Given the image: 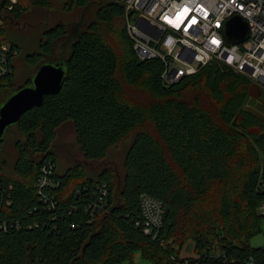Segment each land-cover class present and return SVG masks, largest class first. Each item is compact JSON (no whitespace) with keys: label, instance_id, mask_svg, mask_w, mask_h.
Here are the masks:
<instances>
[{"label":"trees","instance_id":"1","mask_svg":"<svg viewBox=\"0 0 264 264\" xmlns=\"http://www.w3.org/2000/svg\"><path fill=\"white\" fill-rule=\"evenodd\" d=\"M55 1L67 14L84 15L44 25L37 50L26 55L36 71L61 61L68 76L58 94L14 125L24 138L15 142L13 173L0 159V264H137V253L148 264H264V246H251L264 224V118L243 106L262 99L259 83L213 64L166 87L163 62L139 60L116 0H17L11 11L0 0V51L10 43L21 54L23 34L12 27L29 10L50 11ZM93 7L96 18L88 22ZM15 59L0 79V107L32 84L31 78L16 86ZM67 122L84 163L131 144L122 177L112 166L94 173L79 163L58 172L61 187L49 210L36 182L48 160L58 171L55 142ZM105 182L106 214L92 218L85 204L99 201L97 187ZM7 189L11 205L1 198ZM148 194L166 209L156 239L143 232L141 200ZM8 223L22 230H5ZM189 242L195 254L182 257ZM217 251L225 257L211 258Z\"/></svg>","mask_w":264,"mask_h":264},{"label":"built area","instance_id":"2","mask_svg":"<svg viewBox=\"0 0 264 264\" xmlns=\"http://www.w3.org/2000/svg\"><path fill=\"white\" fill-rule=\"evenodd\" d=\"M11 11L17 0H8ZM124 8L125 25L134 42L139 60L159 58L164 64L161 79L170 87L180 83L185 76H194L212 66L229 68L264 86V0H116ZM249 24L247 41L231 45L225 38L228 22L236 17ZM0 51V79L11 73L10 59L18 53L10 43H3ZM36 182L37 194L47 209L55 207L54 190L61 187L57 165L50 159L41 167ZM108 183L98 185L99 201L85 204V211L100 217L108 207ZM12 189V187H11ZM81 192V190H79ZM83 192V191H82ZM4 202L12 204L7 189ZM143 232L158 238L164 227L166 212L163 200L143 195ZM264 215V204L259 210ZM21 229L19 223H8L4 229ZM215 252L211 258L225 257ZM254 264V263H251Z\"/></svg>","mask_w":264,"mask_h":264},{"label":"rangeland","instance_id":"3","mask_svg":"<svg viewBox=\"0 0 264 264\" xmlns=\"http://www.w3.org/2000/svg\"><path fill=\"white\" fill-rule=\"evenodd\" d=\"M107 1V0H105ZM112 1V0H108ZM54 6L50 11H46L45 9H32L29 10L24 16V20L22 24L17 25L14 24L12 30L17 31L20 35H22V39L25 42V48L22 49L21 54L18 53L15 56L16 61V86H23L27 81L33 77H35V66H33L32 62L27 60L26 55L30 51L37 50L38 41L40 36L42 35V29L44 25L47 27L51 24L56 23L58 20L70 21L74 20V22H79L84 15V11L81 9L72 10L70 13H66L63 9L64 4L58 1L54 2ZM95 7L90 8L88 10L87 18L88 22L94 20L96 18ZM1 22V20H0ZM25 23H29L28 27L25 26ZM60 47V46H59ZM59 47L56 49V55H58ZM259 83V82H258ZM262 87V91L264 92V86L259 84ZM5 94H0V101L3 100ZM247 110L259 114L260 117L264 118V96L259 101L258 99H247V101L243 105ZM75 128H73V124L71 122H67L64 125H61L59 128V133L57 134L56 139V147L55 152L59 157L58 161V171L63 174L67 172L66 170L72 168L79 164H85L88 167V170L94 173L101 171L102 167L112 166L118 170V175L120 177L123 176L125 172L123 169L124 158H126V151L131 144V140L124 141L122 144H118L110 150L108 153V157L104 158L101 161H90V163H84V156L82 155L78 142H76L75 136ZM19 138H24L22 132L17 129V127H12L7 130L5 134V142L3 145V149L0 151V159H7V171L8 173H13L14 171V162H16V145L15 142L19 140ZM251 246L253 247H263L264 246V224L260 233L251 240ZM195 254L194 244L193 242L187 243L181 254L182 257H190ZM141 254L137 253L136 262L137 264H148L141 259Z\"/></svg>","mask_w":264,"mask_h":264},{"label":"water","instance_id":"4","mask_svg":"<svg viewBox=\"0 0 264 264\" xmlns=\"http://www.w3.org/2000/svg\"><path fill=\"white\" fill-rule=\"evenodd\" d=\"M249 24L242 18H232L225 29V38L229 44H240L247 41ZM32 78V84L17 90L3 101L0 107V142L4 140L7 130L18 123L22 116L33 107L44 105L45 97L56 95L61 89L68 72L65 64L58 62H45Z\"/></svg>","mask_w":264,"mask_h":264}]
</instances>
